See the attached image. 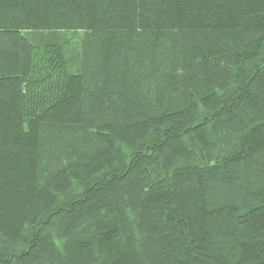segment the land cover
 Segmentation results:
<instances>
[{"label": "trees", "instance_id": "16d2710c", "mask_svg": "<svg viewBox=\"0 0 264 264\" xmlns=\"http://www.w3.org/2000/svg\"><path fill=\"white\" fill-rule=\"evenodd\" d=\"M0 264H264V0H0Z\"/></svg>", "mask_w": 264, "mask_h": 264}]
</instances>
